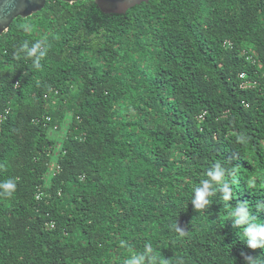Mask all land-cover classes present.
<instances>
[{
    "label": "trees",
    "instance_id": "1",
    "mask_svg": "<svg viewBox=\"0 0 264 264\" xmlns=\"http://www.w3.org/2000/svg\"><path fill=\"white\" fill-rule=\"evenodd\" d=\"M37 39L39 68L15 54ZM215 163L233 199L196 210L192 188ZM9 178L0 264H124L145 245L166 264L264 261L228 217L247 201L264 223V0H148L120 14L46 0L14 18L0 34Z\"/></svg>",
    "mask_w": 264,
    "mask_h": 264
},
{
    "label": "clouds",
    "instance_id": "2",
    "mask_svg": "<svg viewBox=\"0 0 264 264\" xmlns=\"http://www.w3.org/2000/svg\"><path fill=\"white\" fill-rule=\"evenodd\" d=\"M23 31L30 33L32 31L30 25H22ZM16 55H23L26 59L31 60L34 67L39 68L40 61L47 55V46L44 40L37 39L34 41L25 40L16 49ZM226 168L221 163H215L210 167L205 177L199 180L198 185L192 188V195L189 202L196 210L204 211L211 203V197L220 193L224 201L233 199V188L226 181ZM16 190V182L13 178L0 181V195L5 197L11 196ZM188 202V203H189ZM257 211L264 210V203L256 204ZM228 217L232 219L233 226L240 229V239L243 240L250 249H264V223L255 219L250 215L249 204L247 201H238L234 207L228 211ZM178 232H183L177 227ZM121 246H126L124 242ZM245 264H264L259 257L244 255ZM124 264H166V260L162 259L152 249L151 245H145L142 252L131 255L124 261Z\"/></svg>",
    "mask_w": 264,
    "mask_h": 264
},
{
    "label": "water",
    "instance_id": "3",
    "mask_svg": "<svg viewBox=\"0 0 264 264\" xmlns=\"http://www.w3.org/2000/svg\"><path fill=\"white\" fill-rule=\"evenodd\" d=\"M46 0H0V34L16 17L25 18L40 11ZM72 3L77 0H60ZM148 0H94L104 13H124L128 8Z\"/></svg>",
    "mask_w": 264,
    "mask_h": 264
},
{
    "label": "built area",
    "instance_id": "4",
    "mask_svg": "<svg viewBox=\"0 0 264 264\" xmlns=\"http://www.w3.org/2000/svg\"><path fill=\"white\" fill-rule=\"evenodd\" d=\"M240 77H243V73L242 74H239ZM242 86H246V83H243ZM36 197H39V193L36 194Z\"/></svg>",
    "mask_w": 264,
    "mask_h": 264
}]
</instances>
